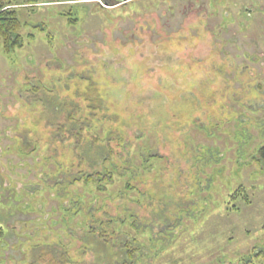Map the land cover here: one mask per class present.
I'll return each mask as SVG.
<instances>
[{"label": "rangeland", "instance_id": "1", "mask_svg": "<svg viewBox=\"0 0 264 264\" xmlns=\"http://www.w3.org/2000/svg\"><path fill=\"white\" fill-rule=\"evenodd\" d=\"M35 1L0 45V264H264V0ZM53 96L114 133L113 180L51 159Z\"/></svg>", "mask_w": 264, "mask_h": 264}, {"label": "trees", "instance_id": "2", "mask_svg": "<svg viewBox=\"0 0 264 264\" xmlns=\"http://www.w3.org/2000/svg\"><path fill=\"white\" fill-rule=\"evenodd\" d=\"M28 1V3L20 4L16 2V0H0V45L5 55H9L17 48L23 46V38L20 35L22 24L17 16V8L19 5L28 6L37 4L35 0ZM86 95L88 94H85V96ZM56 99L57 98L53 96V99L49 100L50 105H45L44 108L46 110L44 109L45 111L43 110L42 112L43 122L45 120L47 122V128L50 129L47 143L50 148L49 150H52V153H54L51 159L56 160L60 157V153L55 145L66 146L67 144L65 143H68L73 155L77 159L78 165H75L76 162L74 165L71 164L73 165L71 169L64 173L74 176L73 184L82 181L87 185L89 183L100 184L104 181L109 182L113 180V173L110 170L114 165L113 159L117 156L115 151L116 148L112 147V144L115 142L113 138L114 133L110 132V137L104 140H101L99 132H96L97 134H94V136V132L92 131L95 127H92L93 122L91 119L86 116L84 118L79 117L80 115L78 116L80 109H82L80 103L75 102L74 99H70L68 100V102H70L68 106L64 103L63 106L60 107L63 101L60 102ZM87 101L88 105L86 109H89L92 115H97L96 112L100 110V107L96 105V108H94L93 104H100L101 102L94 99ZM86 119L90 122L85 121ZM110 131H112V128ZM257 157L260 163L264 165V147L259 150ZM55 162L59 165L57 161ZM65 193L66 197L69 198L68 191ZM245 200L249 203L248 197H245ZM63 211L70 212L71 210L68 209ZM77 212H83V209ZM4 238L5 235L0 226V242ZM127 246L128 244L123 245L122 249H126ZM129 248L135 249L132 246H129ZM129 254L130 258L133 259L135 250H127L125 256L129 257Z\"/></svg>", "mask_w": 264, "mask_h": 264}]
</instances>
